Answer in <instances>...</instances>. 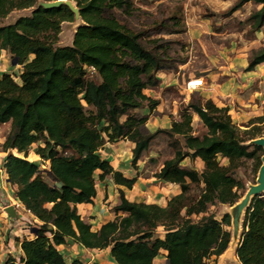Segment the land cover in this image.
<instances>
[{
	"label": "trees",
	"instance_id": "trees-1",
	"mask_svg": "<svg viewBox=\"0 0 264 264\" xmlns=\"http://www.w3.org/2000/svg\"><path fill=\"white\" fill-rule=\"evenodd\" d=\"M41 1L51 0H0V19L32 9L30 15L0 25V50L23 65L19 82L12 73L0 72V125L10 124L1 145L8 152L3 166L9 182L17 186V199L40 221L35 237L21 242V257H9L5 264H67L58 246L71 240L87 248L111 247L117 264H155L163 250L167 264H209L229 247L232 220L230 213L219 220L209 208L217 203L232 206L243 197L244 184L235 173L243 159L254 160L257 169L261 165L264 150L250 141L264 135V114L242 129L228 107L207 99L190 102L170 128L150 131L147 115L129 111L145 105L152 111L159 104L144 90L159 86V71L174 68L169 43L146 40L144 31L115 16L118 9L130 12V0H77L83 24L72 45L57 46L62 23L73 21L75 14L65 5L44 8ZM249 2L261 5L248 17L252 32H259L264 0H237L229 13ZM160 25L167 26L164 21ZM263 62L261 46L252 50L246 69ZM189 109L208 129L203 136L193 133ZM162 134L174 155L155 176L178 184L181 192L161 206L130 201L120 189L117 217L92 230L77 205L93 202L96 171H102L100 178L112 174L116 184L129 189L136 182L115 171L100 149L106 142L133 141L136 168ZM33 145L40 160L29 159ZM186 158H200L204 168L183 165ZM44 162L49 166L42 169ZM160 226L163 237L155 233ZM236 254L241 264H264V194L246 208ZM71 264L83 263L75 259Z\"/></svg>",
	"mask_w": 264,
	"mask_h": 264
},
{
	"label": "crops",
	"instance_id": "crops-1",
	"mask_svg": "<svg viewBox=\"0 0 264 264\" xmlns=\"http://www.w3.org/2000/svg\"><path fill=\"white\" fill-rule=\"evenodd\" d=\"M201 32L202 30L198 28L192 30V34L199 40L202 39ZM263 37L264 26L256 33V38L248 42L231 39L226 44L217 46L209 55L208 73L202 75L206 85L201 90L206 100L212 99L217 106L228 107L233 122L240 128H247L252 119L264 114V62L257 65L254 70L246 69L252 50L264 46ZM157 76L160 80L159 86L144 90L148 96L159 101L157 107L151 111L145 105L129 111L147 115L149 118L146 126L150 131L170 128L174 120H180L181 116L178 115L180 99L175 96V92L179 94V97L186 94L185 100L192 94L186 89V80L183 75L177 76L171 70H162ZM192 77L194 76L190 78ZM191 113L192 125H194V121L198 118L201 120V118L197 113L193 111ZM125 118L126 116H123L121 120ZM4 141L5 138L2 143ZM134 147L133 141L119 139L115 142H106L99 151L104 159L110 161L115 171L121 172L128 178H136V182L129 189L116 184L112 174L100 178L102 171H96L97 194L93 202L77 205L82 218L91 224L94 231L117 217L114 207L121 203L120 189H123L126 198L130 201L155 203L161 206H166L174 195L181 192L178 184L162 181L155 176L168 158L159 163L158 170L149 175L147 174L149 172L147 161L151 158H159L160 153L151 150L144 160L137 163L135 168L132 164ZM7 154L8 152L0 151V264H5L9 257L16 259L21 257L23 254L21 242L25 238H34V228H37V224L40 223L16 197L17 186L9 182L3 166ZM33 155L34 158L30 157V160L40 159L34 152ZM193 162L197 164L199 170L204 168V162L200 158L194 161L186 158L182 163L190 166ZM48 166L49 162L43 164L45 168ZM8 207L14 208V215L7 211ZM164 234L165 231L158 236L163 237ZM236 246L233 249L229 246L220 256L212 257L209 264H241L236 254ZM58 249L63 253L67 264H71L75 259L83 264H117L112 257L111 247L87 248L71 240L67 244L58 246ZM166 254V251H161V254L154 260L155 264H167Z\"/></svg>",
	"mask_w": 264,
	"mask_h": 264
},
{
	"label": "rangeland",
	"instance_id": "rangeland-1",
	"mask_svg": "<svg viewBox=\"0 0 264 264\" xmlns=\"http://www.w3.org/2000/svg\"><path fill=\"white\" fill-rule=\"evenodd\" d=\"M132 8L130 12H123L122 10H115V16L129 28L134 30H142L145 33L146 40L158 39L159 41H167L169 43V53L174 57L175 64L172 73L177 76H184L185 82L191 76H202L208 73L210 62L209 55L219 45H224L232 40H244L246 42L256 38L257 32H252L251 21L248 20L249 15L261 5L249 2L241 9L234 13H229L230 8L237 0H130ZM77 5V0H72ZM31 9L15 10L6 18L0 19L1 24H9L14 22L19 16L28 15ZM165 22L167 26L160 25ZM83 21L80 17H76L71 22H63L61 25V33L57 46H69L73 44L74 34L79 25ZM195 28L201 29V40L196 39L192 34ZM175 29L180 32H171ZM205 29V30H204ZM264 43V37L262 38ZM261 47V46H259ZM13 56L6 50H0V72H10L14 75L16 81H20L19 75L23 69V65L13 63ZM92 71V70H91ZM202 89V88H201ZM191 92L192 94L186 99V94L179 97L178 115L188 109L190 102H204L203 91ZM173 91V90H172ZM189 93V92H187ZM189 111H192L189 109ZM181 119V117H180ZM233 120V119H232ZM264 131V123L260 124ZM245 129L244 127H241ZM10 129V124L0 125V151L2 141L6 137ZM208 129L203 124L202 120L198 118L194 121L193 133L195 135L203 136ZM264 136V135H263ZM36 145L32 146L29 158H34L33 152ZM151 150H156L160 153L159 158L148 160L149 172L153 174L158 170L159 163H162L166 158L174 155V149L169 144L167 135H159L154 140ZM149 151V152H150ZM148 152V153H149ZM147 153V154H148ZM146 154V155H147ZM143 156L141 160H144ZM189 159V158H188ZM40 160V159H39ZM223 164H227L226 159H221ZM45 164V162H44ZM190 167L198 166L196 163H191ZM41 168L45 169L41 164ZM258 170L256 162L252 159H243L240 167L236 170L235 176L240 179L244 188L242 192H246L249 185L257 182ZM201 171V170H200ZM193 193H198L199 189L193 186ZM233 205L217 203L209 208V213H213L221 220L225 213H231ZM245 216V215H244ZM243 220L240 227V232L236 240V248L243 232ZM198 218V217H197ZM196 218V219H197ZM232 231V226L228 227ZM164 228L160 226L156 230V235H162Z\"/></svg>",
	"mask_w": 264,
	"mask_h": 264
},
{
	"label": "water",
	"instance_id": "water-1",
	"mask_svg": "<svg viewBox=\"0 0 264 264\" xmlns=\"http://www.w3.org/2000/svg\"><path fill=\"white\" fill-rule=\"evenodd\" d=\"M65 5L70 8V10L75 14L76 17H80V10L77 5H75L72 0H51V1H41L39 6L44 8H56ZM32 11V9H31ZM30 15V14H28ZM25 16V15H22ZM81 18V17H80ZM82 20V19H81ZM66 22V21H65ZM83 24V23H82ZM80 26V25H79ZM78 26V27H79ZM77 30V29H76ZM13 63H16V59H14ZM250 143L254 145H258L262 147L264 150V136H260L250 141ZM264 194V155L261 157V165L258 170L257 182L255 184L249 185L243 197L233 205V211L230 213L231 220V241L229 246H236V240L240 232L241 223L243 220V216L245 215L246 208L250 205L251 201L254 197L260 196ZM13 207H8L7 211L14 215ZM229 213V212H228ZM34 231H37V228H34ZM240 242V240H239Z\"/></svg>",
	"mask_w": 264,
	"mask_h": 264
},
{
	"label": "built area",
	"instance_id": "built-area-1",
	"mask_svg": "<svg viewBox=\"0 0 264 264\" xmlns=\"http://www.w3.org/2000/svg\"><path fill=\"white\" fill-rule=\"evenodd\" d=\"M90 70L94 71V68L91 67ZM206 85L205 79L202 76H194L187 80L186 89L190 92L197 91L203 88Z\"/></svg>",
	"mask_w": 264,
	"mask_h": 264
},
{
	"label": "bare ground",
	"instance_id": "bare-ground-1",
	"mask_svg": "<svg viewBox=\"0 0 264 264\" xmlns=\"http://www.w3.org/2000/svg\"><path fill=\"white\" fill-rule=\"evenodd\" d=\"M233 248H234V246L231 247V249H233Z\"/></svg>",
	"mask_w": 264,
	"mask_h": 264
}]
</instances>
